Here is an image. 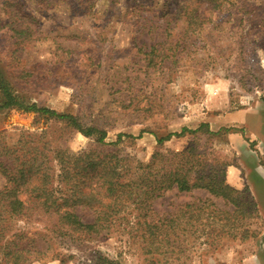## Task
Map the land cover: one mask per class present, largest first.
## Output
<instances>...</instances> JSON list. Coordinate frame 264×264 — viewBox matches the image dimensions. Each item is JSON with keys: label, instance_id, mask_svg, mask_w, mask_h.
Segmentation results:
<instances>
[{"label": "rangeland", "instance_id": "374dc122", "mask_svg": "<svg viewBox=\"0 0 264 264\" xmlns=\"http://www.w3.org/2000/svg\"><path fill=\"white\" fill-rule=\"evenodd\" d=\"M10 26L28 28V38L14 45L5 33ZM0 61L27 99L80 114L106 131L107 142L118 132L133 135L111 146L119 155L146 161L156 150L194 145L205 170L214 173L224 169L219 162L235 161L233 146L239 145L229 137L234 127H210L209 120L245 106L264 111V0H0ZM34 117L0 108V140L12 144L22 129H43L52 148L76 152L94 145L61 121ZM203 122L210 133L204 128L156 141ZM205 198L232 208L204 189L172 187L151 209L167 216L184 202ZM203 207V221L212 224V205ZM259 212L248 223L249 238L223 240L216 248L203 243L190 264H264V210ZM80 214L89 218L87 211ZM59 249L74 258L32 264H86L94 250L120 264L141 262L119 234Z\"/></svg>", "mask_w": 264, "mask_h": 264}, {"label": "trees", "instance_id": "16d2710c", "mask_svg": "<svg viewBox=\"0 0 264 264\" xmlns=\"http://www.w3.org/2000/svg\"><path fill=\"white\" fill-rule=\"evenodd\" d=\"M8 29L5 33L14 45L28 38L26 27ZM16 77L0 61V108L31 112L36 121H61L92 138L94 145L76 152L52 148L43 129L39 133L22 129L12 144L0 140V177L4 180L0 186V264L64 262L74 254H62L61 245L81 248L111 234L125 236L128 250L141 256L140 264H190L203 243L216 248L223 240L243 241L251 236L248 223L258 216L257 203L247 186L236 189L225 182V168L231 161L219 162L216 166L224 169L218 172L207 171L194 145L180 151L156 150L146 161L119 155L111 146L133 135L118 132L114 141L107 142L106 131L86 123L80 114L57 112L27 99L15 85ZM202 129L210 133L203 122L156 141ZM172 187L179 192L204 189L232 208L220 209L205 198L184 202L173 213L157 217L151 204ZM205 204L212 205V224L203 221ZM81 211H87V220ZM30 222L39 226L33 228ZM86 264L120 263L94 250Z\"/></svg>", "mask_w": 264, "mask_h": 264}, {"label": "crops", "instance_id": "0c3cea01", "mask_svg": "<svg viewBox=\"0 0 264 264\" xmlns=\"http://www.w3.org/2000/svg\"><path fill=\"white\" fill-rule=\"evenodd\" d=\"M220 109V108H218ZM258 106L227 109L210 119V127H234L229 137L233 146L235 161L225 168V182L236 189L247 186L260 212L264 210V111ZM253 144L248 147L247 142ZM259 212V213H260Z\"/></svg>", "mask_w": 264, "mask_h": 264}]
</instances>
